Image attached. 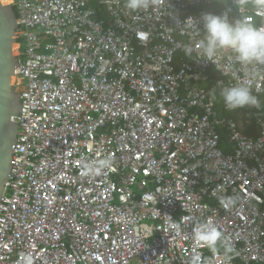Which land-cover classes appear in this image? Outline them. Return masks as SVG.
<instances>
[{
  "label": "built area",
  "instance_id": "2783aa9c",
  "mask_svg": "<svg viewBox=\"0 0 264 264\" xmlns=\"http://www.w3.org/2000/svg\"><path fill=\"white\" fill-rule=\"evenodd\" d=\"M125 3L12 0L23 89L0 196V264L25 254L33 264H191L195 255L224 264L222 248L195 240L209 221L235 246L230 264H264V113L237 116L243 107L228 109L220 95L250 80L264 110V68L231 65L227 51L216 64L186 56L192 32L174 19L227 11L264 26V13H238L232 0H161L138 12ZM105 158L110 167L86 171ZM229 196L237 203L226 210Z\"/></svg>",
  "mask_w": 264,
  "mask_h": 264
},
{
  "label": "clouds",
  "instance_id": "9594fccd",
  "mask_svg": "<svg viewBox=\"0 0 264 264\" xmlns=\"http://www.w3.org/2000/svg\"><path fill=\"white\" fill-rule=\"evenodd\" d=\"M238 13H243L251 5L259 13H264V0H232ZM161 0H126L125 7L131 12L147 11L159 7ZM176 22L183 23L192 32L194 43L185 45L183 51L191 57L195 51L199 59L216 64L224 52H230L229 63L243 68H264V26H257L247 18L230 20L227 11L220 14L204 12L199 18L188 17L183 22L174 17ZM202 25V29L201 26ZM201 33L203 35L201 36ZM199 37V38H198ZM252 76L260 75L259 71H250ZM225 106L232 110L245 106H258V100L252 94L251 81L231 87H225L220 93ZM111 158L99 160L95 165L86 166L87 172H98L110 167ZM237 203L233 196L221 200V205L227 210ZM169 228L176 233L181 232V223L170 220ZM195 240L202 247L212 252L223 249V262L230 264L236 253L235 246L224 236L223 232L210 221L200 224L195 229ZM21 264H33L30 254L21 258ZM191 264H210L201 255H195Z\"/></svg>",
  "mask_w": 264,
  "mask_h": 264
},
{
  "label": "water",
  "instance_id": "95a60500",
  "mask_svg": "<svg viewBox=\"0 0 264 264\" xmlns=\"http://www.w3.org/2000/svg\"><path fill=\"white\" fill-rule=\"evenodd\" d=\"M17 18L12 4L0 0V196L5 190L13 143L17 141L19 123L15 118L20 116V94L16 85H12L13 75L18 73V58L14 50ZM243 132L256 136V119L251 118Z\"/></svg>",
  "mask_w": 264,
  "mask_h": 264
},
{
  "label": "rangeland",
  "instance_id": "374dc122",
  "mask_svg": "<svg viewBox=\"0 0 264 264\" xmlns=\"http://www.w3.org/2000/svg\"><path fill=\"white\" fill-rule=\"evenodd\" d=\"M9 4H12V0L9 2ZM17 36H18V32L16 31L15 29V42L13 43V48L14 50L16 51V54H17V58H18V55H19V45H18V42H17ZM12 85H16L17 87V92L20 94L21 90L23 89V82H22V79L17 75V74H14L13 75V82H12ZM257 107V106H256ZM226 144V141L222 140L220 141V147L223 149L224 146Z\"/></svg>",
  "mask_w": 264,
  "mask_h": 264
},
{
  "label": "crops",
  "instance_id": "0c3cea01",
  "mask_svg": "<svg viewBox=\"0 0 264 264\" xmlns=\"http://www.w3.org/2000/svg\"><path fill=\"white\" fill-rule=\"evenodd\" d=\"M215 1H217L218 3H220V2L223 1V0H215ZM218 5H221V4H218ZM215 96H216V97H215V109H216L218 115H219V116H222V115H223V110H222V107H221L222 99H221V97H220L219 95H215ZM245 107H252V106H245ZM245 107H243V108L241 109V111H237L238 114H239V115H237V116H241L242 113H243L244 111H251V110H252L251 108H247V109H245ZM255 110H260V111H262V112L264 113V110L261 109L260 106H259V108L255 107ZM234 116H235V114H234ZM248 125H249V124H248ZM245 127H246V126H245ZM245 127H244V128H245ZM225 141H226V138H225ZM225 146H226V144H225ZM225 146H224V148H226Z\"/></svg>",
  "mask_w": 264,
  "mask_h": 264
},
{
  "label": "trees",
  "instance_id": "16d2710c",
  "mask_svg": "<svg viewBox=\"0 0 264 264\" xmlns=\"http://www.w3.org/2000/svg\"><path fill=\"white\" fill-rule=\"evenodd\" d=\"M12 8H13V11H14V14H15L16 18H18V10H17L16 5L12 4ZM19 29H20V27H19V25H17L16 31H19ZM20 41H21V39L17 38V42H20ZM21 50H22V46H21ZM21 59H22V56L21 55H18V60L20 61ZM255 107L254 106H252V107H245V109H247V108L255 109ZM257 108H258V106H257ZM225 133H226V131H223L222 140H224V141H225V138H226ZM219 145H220V143H219Z\"/></svg>",
  "mask_w": 264,
  "mask_h": 264
},
{
  "label": "bare ground",
  "instance_id": "6f19581e",
  "mask_svg": "<svg viewBox=\"0 0 264 264\" xmlns=\"http://www.w3.org/2000/svg\"><path fill=\"white\" fill-rule=\"evenodd\" d=\"M11 0H8V2H10Z\"/></svg>",
  "mask_w": 264,
  "mask_h": 264
},
{
  "label": "flooded vegetation",
  "instance_id": "af4514ba",
  "mask_svg": "<svg viewBox=\"0 0 264 264\" xmlns=\"http://www.w3.org/2000/svg\"><path fill=\"white\" fill-rule=\"evenodd\" d=\"M20 100V99H19Z\"/></svg>",
  "mask_w": 264,
  "mask_h": 264
}]
</instances>
